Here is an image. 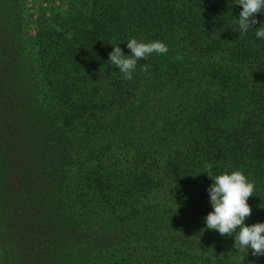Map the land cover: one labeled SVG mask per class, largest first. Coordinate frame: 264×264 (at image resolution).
Masks as SVG:
<instances>
[{
	"label": "trees",
	"instance_id": "trees-1",
	"mask_svg": "<svg viewBox=\"0 0 264 264\" xmlns=\"http://www.w3.org/2000/svg\"><path fill=\"white\" fill-rule=\"evenodd\" d=\"M90 1L45 51L0 0V264H264L206 228L202 173L242 169L264 221L259 23L239 33V0ZM131 37L168 52L126 80L109 52Z\"/></svg>",
	"mask_w": 264,
	"mask_h": 264
},
{
	"label": "clouds",
	"instance_id": "clouds-1",
	"mask_svg": "<svg viewBox=\"0 0 264 264\" xmlns=\"http://www.w3.org/2000/svg\"><path fill=\"white\" fill-rule=\"evenodd\" d=\"M242 10L237 19L239 33L247 34L252 25L259 23L255 31L257 40H264V19L258 20L257 13L264 14V0H239ZM129 54H125L120 43L111 44L109 60L126 80L133 78L139 60L146 59L153 52L167 53L168 46L160 40L145 41L131 37L127 41ZM148 65H141V70H147ZM213 165H205L207 175L212 179L207 188L212 210L205 216L207 229L218 231L222 236H234V247L248 252L249 248L253 255H264V221L251 225L245 223L246 217L252 212L248 198L253 196L255 183L251 181L242 169L231 172L224 171L213 174Z\"/></svg>",
	"mask_w": 264,
	"mask_h": 264
},
{
	"label": "rangeland",
	"instance_id": "rangeland-1",
	"mask_svg": "<svg viewBox=\"0 0 264 264\" xmlns=\"http://www.w3.org/2000/svg\"><path fill=\"white\" fill-rule=\"evenodd\" d=\"M22 26L45 51H61L73 39L75 17L91 10L90 0H21ZM82 15V16H83ZM81 17V16H80ZM38 50V45L34 46Z\"/></svg>",
	"mask_w": 264,
	"mask_h": 264
}]
</instances>
